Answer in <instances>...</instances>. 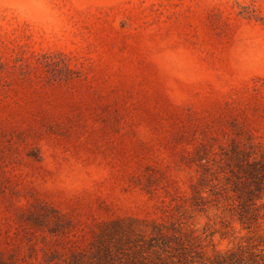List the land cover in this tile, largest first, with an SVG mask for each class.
I'll list each match as a JSON object with an SVG mask.
<instances>
[{
  "label": "rangeland",
  "instance_id": "374dc122",
  "mask_svg": "<svg viewBox=\"0 0 264 264\" xmlns=\"http://www.w3.org/2000/svg\"><path fill=\"white\" fill-rule=\"evenodd\" d=\"M234 148L264 149V0H0V264H124L127 219L264 264Z\"/></svg>",
  "mask_w": 264,
  "mask_h": 264
},
{
  "label": "trees",
  "instance_id": "16d2710c",
  "mask_svg": "<svg viewBox=\"0 0 264 264\" xmlns=\"http://www.w3.org/2000/svg\"><path fill=\"white\" fill-rule=\"evenodd\" d=\"M235 176L232 183L236 206L231 213L243 228L251 229L258 226L262 217L260 205L256 202L264 196V149L257 151H241L233 149ZM137 220H115L106 224L101 231L99 244L102 257H109L111 250L107 244L115 247V252L126 255L124 264H170L175 258L187 263L188 253L194 241L191 234L182 233L172 227L171 232L164 230L160 224H154L152 232L136 230L133 224ZM257 242H261L257 240ZM104 244V246H103ZM155 246L153 258L148 254L147 247ZM215 256L212 261L218 262Z\"/></svg>",
  "mask_w": 264,
  "mask_h": 264
}]
</instances>
